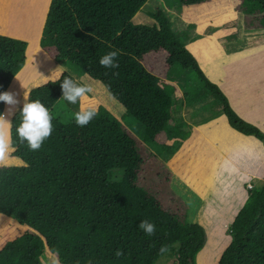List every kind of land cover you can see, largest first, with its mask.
<instances>
[{
	"label": "trees",
	"instance_id": "16d2710c",
	"mask_svg": "<svg viewBox=\"0 0 264 264\" xmlns=\"http://www.w3.org/2000/svg\"><path fill=\"white\" fill-rule=\"evenodd\" d=\"M146 1L49 0L38 46L43 51L53 52V63L65 65L78 77L87 76L99 82L126 113L142 107L146 119L139 115L144 121L141 139L155 148L156 154L165 155L162 162L169 159L170 152L177 149L179 143L174 148L160 146L157 142L154 146L155 134L163 133L166 139L174 137L179 141L187 137L189 126H184L183 131L170 127L161 119L160 111L156 112L157 104L164 107L166 103L158 87V77L141 64L147 54L165 55L164 80L174 82L184 76L199 81L202 92L193 95L185 90V100L195 104L201 96H214L229 128L256 139L264 147V133L231 109L224 93L208 79L196 58L184 47L196 37L184 30L172 31L160 9L148 14L152 24L130 22ZM178 1L198 0H164V3L170 8ZM238 8L250 28L264 29V0H238ZM25 49V42L0 36V93L6 91L23 67ZM112 51L118 52L119 66L102 67L100 58ZM67 76L72 78L63 72L55 83L30 89L24 94L26 102L39 100L49 110L62 99L61 83ZM151 97L157 99L156 103L152 101L147 105ZM63 101L68 110L78 112V102ZM3 103L0 102V114ZM22 107L9 119L10 156L19 159L22 165L0 166V215L14 220L24 230L21 238L2 245L0 264H29L28 259L32 258L41 260L39 256L44 249L37 243L40 238L50 231L59 234L70 228L82 229L84 223L89 227L84 229L89 230L88 234L95 232L97 236L99 233L100 240L107 236L114 243V251L120 250L133 264H155L165 256H171L173 264H196L195 257L207 241L205 231L188 220L185 209L177 205V201L166 210L138 178L110 182L122 177L119 174L118 178L109 176L108 179L110 173L105 161L131 143L117 119L101 106L85 127L52 119L51 136L39 150L30 151L26 141L20 143L16 132ZM153 113L158 115L154 128L147 123ZM143 220L155 225V235L147 236L138 228ZM227 234L229 242L216 264H264V183L252 184L247 190L243 204L227 227ZM112 242L105 241L106 244ZM162 246H169V250L161 253ZM49 251L54 260L60 261L56 251Z\"/></svg>",
	"mask_w": 264,
	"mask_h": 264
},
{
	"label": "rangeland",
	"instance_id": "374dc122",
	"mask_svg": "<svg viewBox=\"0 0 264 264\" xmlns=\"http://www.w3.org/2000/svg\"><path fill=\"white\" fill-rule=\"evenodd\" d=\"M44 5V0H0V36L23 40L26 44L25 56H27L23 68L11 80L6 91L17 93V99L20 101L30 89L58 79L63 72L68 73L77 84L91 86L93 91L88 94L87 99L78 101V111L82 108L103 107L122 124L131 138L129 146L105 161L106 170L110 173L108 179L109 176L118 178L119 174H122V177L110 182L132 181L138 178L143 187L154 194L166 210L173 207V201H177V205L185 209L188 220L199 224L205 231L207 241L204 243L205 248L195 257L196 264H216L229 242L227 225L233 219V212L240 208L243 203L242 196L252 184L264 183V172L258 171L256 178L241 185L243 191L240 190L239 198H235L232 204L227 205L231 207L224 219L209 214L210 204H206L202 197L209 195V192L211 194L215 184L211 180L205 184L206 181L202 180V161L199 151L194 152V149L188 150L183 147L176 152L175 149L170 152L169 159L162 165L165 155L156 154V149H152L141 139L140 133L144 129V121L140 120L139 115H142V118L144 115L146 119L144 112L142 114V107L126 113L99 82L87 76L78 77L65 65L53 63V52L39 49L35 41L38 25L44 13ZM156 9L163 11L172 31L184 30L189 36L196 37L184 47L193 54L208 79L224 93L231 103H229L231 109L240 118L251 119L258 125L264 126L263 121H260L264 118V29H253L248 26L246 16L238 8V0L178 1L170 8L166 7L164 0H147L130 22L152 24L153 20L148 14ZM164 56L163 53L147 54L141 61L147 71L158 77V87L165 97L166 105L160 107L157 104L156 107V112L160 111L161 119L170 127H179L183 131L184 126L188 124L196 126L197 124L193 122L209 113L217 115L220 112L219 116L223 118L221 108L214 96H201L195 104L184 99L185 90L193 95L202 92L203 89L197 79L181 76L176 81L170 82L162 78ZM24 96L25 100L23 98L17 108L26 102V95ZM156 100L151 97L146 104L149 105L152 101L156 103ZM7 107L3 103L2 114L9 121L11 115L7 114ZM49 112L53 119L63 124L75 122V113L68 110L63 99H59ZM156 116L158 115L153 113L148 117L147 123H151L153 128L156 126ZM223 123L225 130H231L224 118ZM5 130L9 139V123L5 125ZM232 134L233 139H238L244 145L251 142L256 145V141L246 139L249 142H245V138ZM153 141L154 146L157 142L158 145L168 148L177 147L181 142L174 137L166 139L163 133L155 134ZM260 145L263 147L262 143ZM11 152L12 150L9 149L8 157L0 163V166L22 165L19 159L10 156ZM166 177L167 183H165ZM187 178L199 189L198 195L190 192L188 182H184ZM198 196L201 197L200 200ZM208 202L213 203L212 199ZM78 224L82 225L80 221ZM83 225L82 229L70 228L64 233L48 232V235L37 241L44 249V253L39 256L41 260L28 259L29 264H31L30 260L33 264H133L122 255L116 256L114 243L110 238L107 236L106 238L103 234L105 240H100L99 233L97 236L94 235L95 232L88 234L89 230L84 229L89 227L85 223ZM22 230H24L23 226L0 215V248L6 241L21 238ZM34 235L31 237L34 238ZM106 240L113 244H106ZM49 249L57 252L60 261L50 256ZM155 264H173V258L165 256L158 259Z\"/></svg>",
	"mask_w": 264,
	"mask_h": 264
},
{
	"label": "crops",
	"instance_id": "0c3cea01",
	"mask_svg": "<svg viewBox=\"0 0 264 264\" xmlns=\"http://www.w3.org/2000/svg\"><path fill=\"white\" fill-rule=\"evenodd\" d=\"M44 2V13L42 15L40 25H38L39 29L35 37L37 45L39 42V37L44 17L48 8L49 0H44ZM20 20L21 18H19V21ZM219 115L220 112L219 114L217 113V115L209 113L201 119L193 122V124H197L196 126L188 124V135L185 139L179 140L182 143H179L176 152L178 150H181L183 147L188 150L194 149V152L199 151L198 153L200 156V160L202 161V180H204V182L206 181L205 184H207L209 180H211L213 184H215L213 187L214 191L211 194L209 192V195H204V197H202L203 201H206V204H210V212H207L209 214L211 213L213 217H221L222 219H224L226 217L225 215L228 213L227 211L231 207L227 205L229 203L232 204L234 199L239 198V196L241 195L240 190L243 191L241 189V185L246 184L247 181L250 182L251 179L256 178L258 171L264 172V148L260 145V142L252 137L242 136L233 131L231 128H229L231 129L229 130L230 132L228 130H225L223 128V118L225 119V117L223 116V118H220ZM245 120L246 122L257 126V128L262 130L264 133V126L258 125V123L251 121V119L249 120L245 118ZM260 121H263L264 123V118ZM232 133H235L236 135L243 138L251 139V141H256V145H254L252 142L251 144L244 145L238 139H233ZM229 134H231V136H228ZM244 141L249 142V140L246 139ZM162 165H164V162L162 163ZM184 182H188L189 189H191L190 192L196 195L199 194V189L195 187V185H193V181L187 178V180L184 179ZM175 193L177 194L176 191ZM205 197H207L208 199H204ZM242 198V201L244 202L246 194H244ZM200 199L201 197L198 196V200ZM209 199H212L213 203H209ZM237 211L238 209L233 212V217L235 216ZM230 223H228V225Z\"/></svg>",
	"mask_w": 264,
	"mask_h": 264
},
{
	"label": "clouds",
	"instance_id": "9594fccd",
	"mask_svg": "<svg viewBox=\"0 0 264 264\" xmlns=\"http://www.w3.org/2000/svg\"><path fill=\"white\" fill-rule=\"evenodd\" d=\"M118 56L117 51H112L102 56L99 63L102 67L113 69L119 65L116 62ZM62 74V73H61ZM118 75V73H117ZM55 83V80L51 81ZM62 99L76 104L78 101L82 102L87 99L89 93L93 91L89 85H79L69 76L64 77L61 83ZM25 100V96H24ZM0 102H4L7 107V114L12 115L20 101L17 99L15 92L0 93ZM97 115L95 108L84 109L75 113V123L80 127L87 126ZM21 122L16 128L17 136L21 144L27 142L30 151H37L41 148L45 139L51 136L53 131L52 119L48 108H46L39 100L32 102H24L20 110ZM5 115L0 114V163H3L9 155L11 142L7 137L5 125L9 123ZM138 228L142 230L147 236L155 235V225L147 220L140 222ZM169 250V246H162L160 251L165 253ZM123 253L118 250L116 256L119 257Z\"/></svg>",
	"mask_w": 264,
	"mask_h": 264
},
{
	"label": "water",
	"instance_id": "95a60500",
	"mask_svg": "<svg viewBox=\"0 0 264 264\" xmlns=\"http://www.w3.org/2000/svg\"><path fill=\"white\" fill-rule=\"evenodd\" d=\"M244 121V120H243ZM246 122V121H245ZM252 125V124H251ZM254 126V125H253ZM256 127V126H255ZM259 129V128H258ZM260 130V129H259ZM262 132V131H261ZM263 133V132H262Z\"/></svg>",
	"mask_w": 264,
	"mask_h": 264
}]
</instances>
